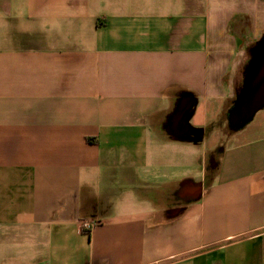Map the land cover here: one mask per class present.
<instances>
[{
  "label": "crops",
  "instance_id": "1",
  "mask_svg": "<svg viewBox=\"0 0 264 264\" xmlns=\"http://www.w3.org/2000/svg\"><path fill=\"white\" fill-rule=\"evenodd\" d=\"M263 37L264 0H0V264H264Z\"/></svg>",
  "mask_w": 264,
  "mask_h": 264
},
{
  "label": "water",
  "instance_id": "2",
  "mask_svg": "<svg viewBox=\"0 0 264 264\" xmlns=\"http://www.w3.org/2000/svg\"><path fill=\"white\" fill-rule=\"evenodd\" d=\"M254 53L249 74L229 113L233 129L245 126L253 119L255 113L264 107V37L255 47Z\"/></svg>",
  "mask_w": 264,
  "mask_h": 264
},
{
  "label": "built area",
  "instance_id": "3",
  "mask_svg": "<svg viewBox=\"0 0 264 264\" xmlns=\"http://www.w3.org/2000/svg\"><path fill=\"white\" fill-rule=\"evenodd\" d=\"M98 220L90 219V218H81L79 219V229L82 232H89L96 224H98Z\"/></svg>",
  "mask_w": 264,
  "mask_h": 264
}]
</instances>
